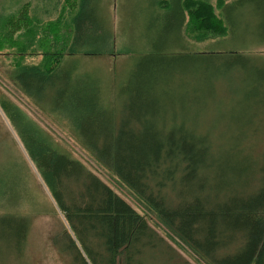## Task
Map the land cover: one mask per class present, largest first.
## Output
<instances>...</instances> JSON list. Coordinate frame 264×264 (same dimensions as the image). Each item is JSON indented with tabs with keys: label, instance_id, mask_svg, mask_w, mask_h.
I'll use <instances>...</instances> for the list:
<instances>
[{
	"label": "trees",
	"instance_id": "16d2710c",
	"mask_svg": "<svg viewBox=\"0 0 264 264\" xmlns=\"http://www.w3.org/2000/svg\"><path fill=\"white\" fill-rule=\"evenodd\" d=\"M191 1L147 0L146 11H172L167 25L175 26L181 47H188L185 24L195 29L197 17L217 20L206 1ZM67 2L56 1L52 10L59 3L62 7L52 18L28 2L2 24L0 48L20 54L40 48L37 54L42 55L41 65L15 70V84L47 115L64 121L80 145L206 263L264 264V53L257 51L264 47V33L258 29L250 33L251 19L244 14L242 22L237 17L245 6L264 0L224 4L221 20L216 21L223 38H232L237 30L249 32V40L245 49L210 53L214 71L221 76L245 73L242 80L250 84L249 97L257 96L252 99L255 116H225L224 121L233 124L225 125L226 130L234 129L225 143L220 142L225 132L215 134L213 128L222 118H215L214 125L202 132L189 124L196 126V117L159 114L152 105L160 103L161 92L153 91L148 80L130 85L132 106L125 96L117 106L114 93L112 97L105 93L103 79L81 68L84 59L114 53V25L107 5L102 0H81L76 9L74 1L66 11ZM187 4L198 8L192 16L186 12ZM14 117L23 116L15 110ZM32 126L27 151L72 233L63 230L53 244L71 264H184L146 217ZM254 146H261L259 158L253 154ZM25 220L19 214L3 216L2 237L9 257L23 252L29 230Z\"/></svg>",
	"mask_w": 264,
	"mask_h": 264
},
{
	"label": "rangeland",
	"instance_id": "374dc122",
	"mask_svg": "<svg viewBox=\"0 0 264 264\" xmlns=\"http://www.w3.org/2000/svg\"><path fill=\"white\" fill-rule=\"evenodd\" d=\"M56 1L41 0L42 3H37V0H0V36H2V24L16 16L26 3H32L33 8H38V12L43 11L44 15H50L52 18L60 13L57 7H60L61 3L52 10ZM74 1L76 3L73 5L77 9L81 0ZM74 1L68 0L65 5L66 11L70 2ZM102 1L107 5L108 15L113 19L114 53L112 56L84 59L81 68L93 70V73L103 79L105 93L111 97L114 93L117 106L121 105L124 96L130 99L132 106L131 93L134 87L129 90L130 85L148 80L154 84L153 91L161 92L160 103L152 105L158 107L159 114L196 117V126L189 124L202 132L214 125L215 118H222L223 122L213 128L215 134L225 132L220 140L224 143L228 139L227 135L231 134L230 131H234L232 127L226 130L225 125L233 126V124L226 123L225 116L228 119L250 118L258 113L254 108V100L252 101L257 96L251 93L256 97H249L250 84L242 80L246 77L245 73L236 71L225 76L216 74L215 67L211 65L213 57H210V53L227 54L245 49L249 32L258 29L264 33V2L245 6L243 13L240 12L237 16L242 22H245L244 14L251 19V30L248 33L236 30L232 38L229 35L230 38L227 36L223 38L222 28L216 24V21L221 20L219 18L221 7L235 0H193L206 1L213 17L217 20L211 18L210 21L206 17H197L194 20L197 25L195 29L186 22L183 33L188 47H181L175 37V26L167 25L172 22V11L167 9L158 13L146 11L147 0ZM168 5L169 1L161 4L160 7L164 9L162 6ZM191 7L187 4L186 12L190 16L198 9ZM198 11L204 16L207 15L204 9ZM41 19L47 20L43 17ZM188 27L191 30L186 29ZM197 35L205 38L197 40L195 38ZM224 39L228 40L221 42ZM16 50L0 48V264H71L70 258L60 254L55 248L53 240L63 230H67L70 235L72 233L27 151L26 141H30L31 136L28 128L33 127L32 124L42 129L59 148L80 161L139 214L146 217L152 227L181 256L180 262L208 264L177 239L153 213H149L112 172L97 162L80 145L64 121L47 115L22 93L13 79L15 70L23 65H41L42 55L37 54L40 48L28 49L23 54ZM257 51L264 53V47L258 48ZM222 71L225 69L223 68ZM229 71L231 70H227ZM130 75H133L131 80ZM139 75L144 78L139 79ZM141 107L145 110L148 108L147 104H142ZM15 110H18L23 117L16 120ZM215 139L217 141V137ZM261 151V146L259 148L254 146L253 154L256 158H259ZM6 213L22 215L29 224L25 247L18 257H9V251L3 242L2 220Z\"/></svg>",
	"mask_w": 264,
	"mask_h": 264
}]
</instances>
